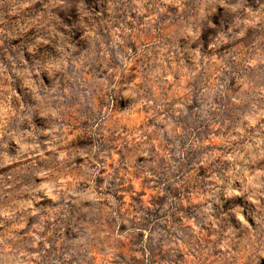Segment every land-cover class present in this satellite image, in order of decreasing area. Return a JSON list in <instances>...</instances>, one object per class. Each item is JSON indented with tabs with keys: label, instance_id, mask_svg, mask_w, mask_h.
Masks as SVG:
<instances>
[{
	"label": "rangeland",
	"instance_id": "obj_1",
	"mask_svg": "<svg viewBox=\"0 0 264 264\" xmlns=\"http://www.w3.org/2000/svg\"><path fill=\"white\" fill-rule=\"evenodd\" d=\"M0 264H264V0H0Z\"/></svg>",
	"mask_w": 264,
	"mask_h": 264
}]
</instances>
